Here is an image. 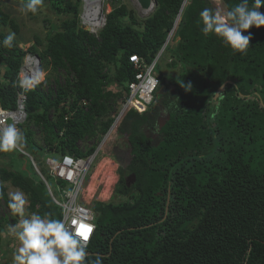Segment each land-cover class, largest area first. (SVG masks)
Wrapping results in <instances>:
<instances>
[{
    "label": "trees",
    "instance_id": "obj_1",
    "mask_svg": "<svg viewBox=\"0 0 264 264\" xmlns=\"http://www.w3.org/2000/svg\"><path fill=\"white\" fill-rule=\"evenodd\" d=\"M45 1L71 18L43 40L34 34L26 51L18 47L19 36L11 48L0 44V105L15 107L23 58L29 53L41 61L38 47H44L51 71L64 72V84L54 77V91L45 95L38 86L25 93L23 141L37 156L91 155L96 145L83 154L77 143L105 135L114 123L112 107L127 97L135 74L129 56L146 63L156 58L184 0H155L154 11L144 19H136L123 4L114 6L98 38L79 27L80 0ZM222 2L227 12L239 0ZM205 7H213L210 0L186 1L163 50L172 59L169 65L180 68V81L157 75L152 103L142 113L129 108L110 134L123 139L126 148L109 152L119 165L115 194L126 201L93 202L96 229L87 247L89 259L264 264V26L249 28L244 33H251L249 48L235 52L218 37L201 33L199 13ZM259 11L264 13V6ZM5 26L18 34V25L0 10V41L7 36ZM189 84L190 90L182 87ZM82 100L88 102L86 111L79 106ZM32 124L43 132V147L33 139ZM8 166L0 168L5 208L12 213L8 183L26 194L30 212L61 219L43 182ZM131 174L135 182L127 186ZM4 221L0 218V228Z\"/></svg>",
    "mask_w": 264,
    "mask_h": 264
},
{
    "label": "clouds",
    "instance_id": "obj_2",
    "mask_svg": "<svg viewBox=\"0 0 264 264\" xmlns=\"http://www.w3.org/2000/svg\"><path fill=\"white\" fill-rule=\"evenodd\" d=\"M42 4L43 0H22L19 11L23 14H36ZM262 6H264V0H239L227 12L214 6L205 7L199 13L200 31L206 37L209 35L218 37L223 44L233 51L244 53L249 48V41L252 39L251 33L247 35L244 33L251 27L260 28L264 26V13L259 11ZM80 7L82 9V0H80ZM142 11L143 13L146 12L144 10ZM80 13L78 14V22ZM179 20L176 22L177 24ZM98 36L99 33L97 37H93L98 38ZM14 39L15 33L10 32L0 41V44L11 48L13 47ZM170 39L166 40L164 48L170 42ZM164 48L157 54L159 59L162 57ZM39 73H42L41 61ZM41 79L42 77L39 74L32 77H25L19 80L17 86L27 93L41 83ZM43 83L44 79L41 85ZM182 87L190 90L191 85H182ZM218 96L220 95L217 94L213 99H216ZM69 102L71 103V100ZM81 102L79 106L86 111V106H82ZM20 127L11 123L0 127V152H11L20 145L23 139ZM37 177L39 178L38 175ZM3 187V183H0V196L3 195ZM27 203L28 200L23 191L15 190L8 193V208L13 214L24 217ZM94 227L96 229V225L94 226L84 221L77 222L75 227H69L62 219L51 218L49 213H44L43 215L32 213L29 218L21 219L9 229L17 241V247L13 253V264H102V257L96 256L95 259H89L87 252V241Z\"/></svg>",
    "mask_w": 264,
    "mask_h": 264
},
{
    "label": "rangeland",
    "instance_id": "obj_3",
    "mask_svg": "<svg viewBox=\"0 0 264 264\" xmlns=\"http://www.w3.org/2000/svg\"><path fill=\"white\" fill-rule=\"evenodd\" d=\"M70 2H74V0H69ZM22 3V2H21ZM21 3L16 2L15 0H1L0 1V10H3L7 14L12 17L15 24L18 25V34L15 33V38L17 39L18 36L20 37V40H18L19 48L20 49H27L32 43H33V36L34 34H37L40 39H44L47 33L55 32L56 30H59L61 27L62 21L66 19H70L71 15L64 14L58 12L56 8L51 7L48 1L43 0V4L39 7V10L36 14H23L19 11V8L21 6ZM210 3L212 6L221 9L226 12V9L224 7V4L222 0H210ZM119 4H123L128 12H132L134 14V17L136 19H144L147 16H149L155 9L156 5L152 7V10L148 12L147 14L143 13V11L138 6L136 0H105V2L102 5L105 17L107 14H109L112 10V7L118 6ZM80 5L78 7V12L80 13ZM124 22H129L127 19H125ZM4 32L6 35H8L10 32H12L8 26L4 27ZM81 28V26H80ZM13 33V32H12ZM172 37V33L170 31L169 35ZM171 43V42H169ZM175 44V43H174ZM44 47H38V50L40 51V57L41 59V71L47 72V73H39V75L42 77L41 83L44 79L43 87H41V91L44 92V86L50 87L51 89H55V83L54 77L59 81L61 85L64 84L63 82V71H57L55 74L51 71V66L49 64V60L45 58L46 56L41 52ZM162 57L157 61L156 67H155V74L156 75H163V77H166L167 81H174L179 82L180 80L176 77L178 76V73L180 71V68H172L169 64L171 62V58L169 54H162ZM3 76V67L0 64V77ZM46 77V78H45ZM1 79V78H0ZM171 79V80H170ZM47 80H49L47 82ZM115 90V89H114ZM121 102L118 101L113 107L111 112L115 113L116 117L117 115L122 112L121 110ZM68 103V100L66 101ZM53 112L49 113V116L52 118L54 117ZM24 126V125H23ZM115 127V126H114ZM113 127V128H114ZM29 128L34 132L33 139L35 140V143H37L39 146L43 147L44 141H43V132L41 129H39L35 125H30ZM24 129V128H22ZM27 130V128H25ZM21 131V130H20ZM148 134L152 138H156V132L153 130H147ZM22 133V131H21ZM106 135V134H105ZM101 134H96L94 137H88L84 141H80L77 143V147L80 150L81 153H85L90 147L93 145H96L99 147L102 143V147L97 152V156L95 157L92 166L90 168L89 176L84 184V188L81 192V198L82 202L89 207H92V204L94 201L98 202H111L113 204H118L122 201H126V198L117 196L115 193L116 185L119 181V174H118V167L119 165L116 163L114 159H112L109 156L110 151L118 152V150L123 151L125 150V145L123 142V139L116 138V136H105ZM23 136V135H22ZM21 148L24 149V151L35 157L36 154L33 153V150L30 146H27L25 144V141L20 143L19 145ZM101 159H108L110 162H112L113 167V181L109 184V187L107 188V179L104 178V171L99 173V175L95 178V188L94 194H92V198H86L87 193L86 187L89 185L92 175L94 171L97 168V165ZM37 164L39 171L45 173V166L44 162H41L37 159ZM8 165H12V167L16 171H21L22 173H27L29 175H32L35 177V171L34 168L28 159L27 156H24L19 153L17 148L11 152L3 153L2 156H0V168L7 166L6 168L11 169ZM115 165V167H114ZM37 177V175H36ZM35 177V178H36ZM106 180V181H105ZM50 183L51 181L48 180ZM103 181V182H102ZM113 182V183H112ZM6 185V193L8 195L9 192L18 190L17 188L12 187L8 183ZM105 186V187H104ZM110 188V189H109ZM106 190V191H105ZM106 192V193H105ZM108 192V193H107ZM28 200V198H27ZM29 203V201H28ZM28 203L25 206V215L24 217L15 216L12 213H10L3 203L0 201V218L5 219L4 222H2L1 228H0V264H13V253L15 251V248L17 247V241L15 239V236L9 231L10 227L12 225L17 224L21 219L23 218H29L32 212L28 209ZM92 209V208H91Z\"/></svg>",
    "mask_w": 264,
    "mask_h": 264
},
{
    "label": "built area",
    "instance_id": "obj_4",
    "mask_svg": "<svg viewBox=\"0 0 264 264\" xmlns=\"http://www.w3.org/2000/svg\"><path fill=\"white\" fill-rule=\"evenodd\" d=\"M186 1L187 0H185V3ZM89 2V0H82L79 24L83 30L87 31L90 35L97 37L100 29L105 24V14L102 8L105 0H101L98 9L93 8L91 10L90 8H92V6ZM94 13H96L94 21L96 25L91 26L90 23H88V20ZM179 18L180 14L178 20ZM175 28L176 25H174L171 30L172 35ZM169 37L170 36H168V38ZM158 59L159 56H157L151 63H146L137 55L129 56L128 60L132 65L135 74L133 80L127 86L128 95L121 102L122 112L117 115L114 125H116L122 114L129 108L133 107L137 112L141 113L152 103L154 91L159 84L158 76L154 71ZM39 67L40 60L37 55L29 53L25 55L15 80V86L17 87L15 107L12 109H4L0 106V127H4L9 123L15 124L19 127L26 123V96L25 92L17 85L19 80L25 77L36 76L39 73ZM38 86H40V88L43 87V85L38 84L34 88ZM49 90L54 91L55 89L53 90L50 87L44 86L45 95ZM69 103L70 102L68 101L66 104L69 105ZM81 104L82 106H87L88 102L82 101ZM113 126L105 136H109ZM102 144L97 147L93 154L84 157H76L75 155L69 154L60 155L57 153H51L46 156L36 155L33 157L27 154L20 146L17 147L19 153L27 156L30 160L35 173L45 185L52 202L60 208L61 219L69 227H75L76 223L79 221H84L95 226V215L90 207L82 202L81 192L84 188L92 163L97 156V150L102 147ZM37 159L44 162L45 173L41 172L42 170L39 171L37 166L39 163L37 162ZM48 180H50L51 183ZM94 232L95 227L87 244L90 242Z\"/></svg>",
    "mask_w": 264,
    "mask_h": 264
},
{
    "label": "bare ground",
    "instance_id": "obj_5",
    "mask_svg": "<svg viewBox=\"0 0 264 264\" xmlns=\"http://www.w3.org/2000/svg\"><path fill=\"white\" fill-rule=\"evenodd\" d=\"M89 1H90L89 4L92 6V8H90V10L93 9V8L94 9H98L99 8V3L101 2V0H89ZM95 11H97V10H95ZM150 11H151V9L146 11L145 14H147ZM95 15H96V13H94L88 20V23H90L91 26L96 25V23L94 22L95 21V17H96ZM110 161L108 159L107 160L106 159H101L99 161V163L97 165V168H96V170L94 171V173L92 175L91 181H90L89 185L86 187L87 188L86 191H85V193H87V195H86L87 197L86 198H88V197L92 198V194H94V189H96L95 188V182H96L95 178L99 175V173L103 172V170H105L103 175H104V178L107 179V185H106L107 188L109 187V184L111 183V181H113V176H112L113 167H112V164H111L112 162H110ZM114 167H115V165H114Z\"/></svg>",
    "mask_w": 264,
    "mask_h": 264
},
{
    "label": "water",
    "instance_id": "obj_6",
    "mask_svg": "<svg viewBox=\"0 0 264 264\" xmlns=\"http://www.w3.org/2000/svg\"><path fill=\"white\" fill-rule=\"evenodd\" d=\"M136 2H137V4H138V6L142 9V10H144V11H148V10H150L154 5H156V2H155V0H136ZM153 2V3H152ZM184 5H185V0L183 1V4H182V6H181V8H180V11H179V13H178V15H177V17H176V20H175V23H174V25H176V21H178V17H179V14L181 15V13H182V11H183V7H184ZM174 27V26H173ZM170 39V37L169 38H167V40H169ZM163 48H164V46H163ZM162 48V49H163ZM162 49H161V51H162ZM135 182V176L133 175V174H131L127 179H126V183H127V186H130L131 184H133Z\"/></svg>",
    "mask_w": 264,
    "mask_h": 264
}]
</instances>
